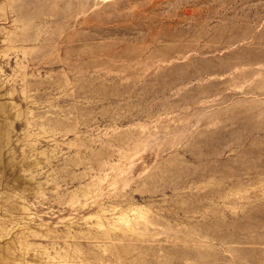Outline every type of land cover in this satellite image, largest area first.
I'll return each instance as SVG.
<instances>
[{
    "label": "rangeland",
    "instance_id": "1",
    "mask_svg": "<svg viewBox=\"0 0 264 264\" xmlns=\"http://www.w3.org/2000/svg\"><path fill=\"white\" fill-rule=\"evenodd\" d=\"M0 264H264V0H0Z\"/></svg>",
    "mask_w": 264,
    "mask_h": 264
}]
</instances>
